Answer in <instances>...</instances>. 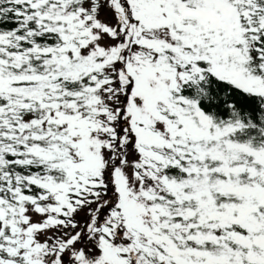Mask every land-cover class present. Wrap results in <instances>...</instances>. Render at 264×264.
Returning a JSON list of instances; mask_svg holds the SVG:
<instances>
[{
    "label": "snow or ice",
    "instance_id": "obj_1",
    "mask_svg": "<svg viewBox=\"0 0 264 264\" xmlns=\"http://www.w3.org/2000/svg\"><path fill=\"white\" fill-rule=\"evenodd\" d=\"M0 264H264V0H0Z\"/></svg>",
    "mask_w": 264,
    "mask_h": 264
}]
</instances>
